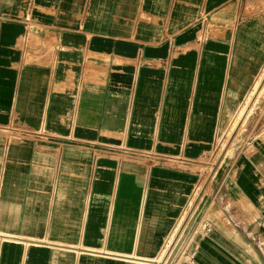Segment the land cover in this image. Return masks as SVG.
Segmentation results:
<instances>
[{
  "label": "crops",
  "instance_id": "1",
  "mask_svg": "<svg viewBox=\"0 0 264 264\" xmlns=\"http://www.w3.org/2000/svg\"><path fill=\"white\" fill-rule=\"evenodd\" d=\"M263 72L264 0H0V264H146L197 192L193 263L264 264V139L205 183Z\"/></svg>",
  "mask_w": 264,
  "mask_h": 264
},
{
  "label": "rangeland",
  "instance_id": "2",
  "mask_svg": "<svg viewBox=\"0 0 264 264\" xmlns=\"http://www.w3.org/2000/svg\"><path fill=\"white\" fill-rule=\"evenodd\" d=\"M258 80H262L260 86L263 87V90L259 96L256 94L251 97L248 105L247 111L249 112L247 117H245L243 122L240 120V122L237 123L230 135L228 132H224L215 150L210 152L205 178L206 184L210 183V181L215 183L214 176L220 169V164L229 148L233 147V154L231 157L232 162L236 155L245 149L244 146L246 144L252 142L256 138L264 139V74L263 76L261 75ZM197 195L198 192L193 196L191 206L185 212L183 219V223L185 224L183 225L180 234L177 236L176 232V236L169 244L170 247L168 246V250L165 252L167 258L164 254L162 260L157 262V264H193L192 256L196 251L198 252V247L202 241L201 238L203 237L200 235L198 236L197 232L198 213L197 208H194V206H196ZM165 245L166 244H164L163 247Z\"/></svg>",
  "mask_w": 264,
  "mask_h": 264
},
{
  "label": "bare ground",
  "instance_id": "3",
  "mask_svg": "<svg viewBox=\"0 0 264 264\" xmlns=\"http://www.w3.org/2000/svg\"><path fill=\"white\" fill-rule=\"evenodd\" d=\"M263 74H264V72L262 73V76H263ZM261 81L262 80L257 81V83L255 84L250 95L247 96L243 100L242 104L240 105V107H239V109L235 115L234 120L231 122V125L228 126V128L230 127L229 130L227 131L229 135L234 130L237 123L240 122V120H242V122H243L245 120V117H247V114L249 112L247 110H248V105L250 103L251 97L256 95V94H257V96H259V94L262 92L263 87L260 86ZM232 154H233V147L229 148L228 152L225 154L224 159L222 160V162L220 164V169L216 172V174L214 176V182L215 183L221 178V176L223 175V173L227 169L229 163L231 162ZM145 189H147V185L145 186ZM183 219L184 218L182 217V219L180 220V223L177 224L175 229L173 231H171L170 233H168L167 238L165 240L166 245L162 248V250L159 252V255L157 257L154 256L152 258H147V257L142 256L140 260L146 264H157V262H160L162 260L164 254L167 258V255L165 252H166V250H168V246L170 247L169 244L171 243L172 239H174V237L176 236V232H177V236L180 234V231H181L183 225L185 224V223H183Z\"/></svg>",
  "mask_w": 264,
  "mask_h": 264
},
{
  "label": "built area",
  "instance_id": "4",
  "mask_svg": "<svg viewBox=\"0 0 264 264\" xmlns=\"http://www.w3.org/2000/svg\"><path fill=\"white\" fill-rule=\"evenodd\" d=\"M212 231V226L209 225V223H206V225H204L202 227V233H208V232H211ZM194 264V263H193Z\"/></svg>",
  "mask_w": 264,
  "mask_h": 264
}]
</instances>
